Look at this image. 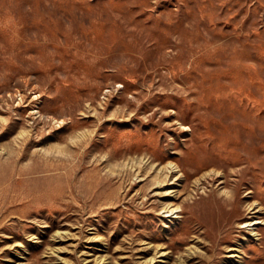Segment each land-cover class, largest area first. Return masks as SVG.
I'll return each mask as SVG.
<instances>
[{"label":"rangeland","instance_id":"1","mask_svg":"<svg viewBox=\"0 0 264 264\" xmlns=\"http://www.w3.org/2000/svg\"><path fill=\"white\" fill-rule=\"evenodd\" d=\"M0 264H264V0H0Z\"/></svg>","mask_w":264,"mask_h":264},{"label":"bare ground","instance_id":"2","mask_svg":"<svg viewBox=\"0 0 264 264\" xmlns=\"http://www.w3.org/2000/svg\"><path fill=\"white\" fill-rule=\"evenodd\" d=\"M167 215H170V214H167ZM253 223H255V222H253ZM253 223H252V224H253ZM246 225H248V224H246Z\"/></svg>","mask_w":264,"mask_h":264}]
</instances>
